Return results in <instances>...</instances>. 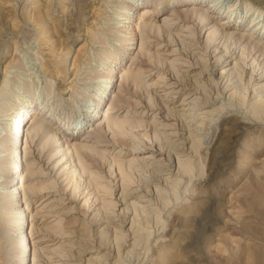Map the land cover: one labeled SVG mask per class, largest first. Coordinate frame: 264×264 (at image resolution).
Here are the masks:
<instances>
[{
    "label": "rangeland",
    "instance_id": "374dc122",
    "mask_svg": "<svg viewBox=\"0 0 264 264\" xmlns=\"http://www.w3.org/2000/svg\"><path fill=\"white\" fill-rule=\"evenodd\" d=\"M119 1L0 0V86L9 81L0 102L14 104L17 91L24 100L21 83H33L38 76L40 84L31 87L30 96L36 103L46 102L52 114L45 132L59 130L63 141L88 147L78 151L80 167L72 176L71 168L63 174L54 167L61 157L50 155L57 149L24 133L28 181L18 195L23 201L19 206H29L30 214L23 215L26 234L34 228L23 264H87V259L105 252L109 258L99 264H264V117L246 125L245 115L246 99L249 104L254 87L264 84V55L247 56L246 41L238 42L256 13L250 11L235 31L224 15L210 12L216 18H209L205 28L192 17L176 20L169 8L142 25L141 6L129 11L134 12L135 30L120 43L110 34ZM245 1L224 3L243 12ZM247 2L264 10V0ZM214 25L219 34L207 41ZM221 34L230 38L222 39ZM98 46L132 50L123 52L115 65L117 82L108 97L119 96L110 117L121 129L109 130L103 146L94 147L93 142L80 141L83 129L71 134L55 118L76 123L97 112L93 108L102 86L96 72L101 67L95 56ZM221 55L224 63H216ZM234 63L229 82L220 72ZM77 69L74 96L62 100L64 83ZM124 70L136 76L135 81L131 75L120 78ZM42 80L50 82L52 91L41 90ZM235 88H248L245 104L227 100ZM105 103L109 100L98 110L104 111ZM97 114L93 121L101 118ZM215 116L217 123L210 121ZM206 133L211 143L208 139L199 146ZM178 164H186L187 171ZM23 169L11 185L17 184ZM1 218L0 214V244L7 229ZM115 237L123 240L114 249ZM15 262L16 258L6 261L0 249V264Z\"/></svg>",
    "mask_w": 264,
    "mask_h": 264
},
{
    "label": "bare ground",
    "instance_id": "6f19581e",
    "mask_svg": "<svg viewBox=\"0 0 264 264\" xmlns=\"http://www.w3.org/2000/svg\"><path fill=\"white\" fill-rule=\"evenodd\" d=\"M225 1L226 0H208L207 2H206V0H169V1L168 0H120L118 2L120 4V7L118 8L117 13H116L117 17H115V19H114L116 22L114 21L115 23L112 24L113 27H111V30H110L111 33L110 34L113 35V38L115 40L118 39L117 42L122 43L123 38H125L124 36H126V34L128 35V34L133 33V31L135 30L134 21H133L134 19L131 18L133 16L134 12H131L129 14V11H131V10L135 11L136 9L140 8L141 6H144L141 9L142 14L139 17V21L141 19L140 24H142V25L145 24L144 22H145L146 18L152 17V16L156 17V15L159 12L165 11L169 8V12H170L169 15H172L176 20L182 19L184 22H187V19L192 17V18H194V21L196 20L197 22H199V24H203V27H205L207 25L206 21H208L209 18L214 20L217 16L224 15V20L226 22H228L229 24L231 23V26L233 27V30H235V31H236V29H239L242 26L243 20L246 19V16L250 13V11H252L254 14L256 13V16H253V17L250 16L251 19L249 18L248 24L246 25L247 29L242 30L241 35H239L238 42L240 40L246 41V45L243 47V50L246 51L247 56H251V55H254V54L259 53V52H260V55L263 56L264 55V46H263L264 45V19H260V16L264 13V10L260 9L258 7L252 6V4L248 3L246 0L244 2L245 7H244L243 12H236V10L233 9V5H229L228 3H224ZM236 1L237 0H232V2H236ZM167 2H169V3H167ZM164 3H167V6H164ZM145 5L148 7H145ZM210 12L213 15L215 14L216 17L214 18L212 16V14H210ZM105 24H107V23H105ZM103 27H104V25H103ZM105 30L107 31V29H105ZM99 32H100V29H99ZM108 32H109V30H108ZM261 33H262V38L258 39V36ZM104 34H106V33L104 32ZM218 34H219V29H218V27H216V25H214V29L212 31L211 36L208 37L206 40L207 41H213L214 37H216V35H218ZM131 37H132V34H131ZM221 37H222V39L224 38V39L228 40L230 38V35L229 34L228 35L221 34ZM90 39H91V37H90ZM130 40L131 39H128V41H130ZM92 41L93 40L91 39L90 42H92ZM109 42H110V44H112L111 41H109ZM128 45L130 46L131 43L129 42ZM114 46L116 47V46H121V45L118 44V45H114ZM124 47H125V49L123 50V52H129L130 50H132V48H127L126 46H124ZM98 48H100V50L95 51V54H96L95 56H97L99 58V63L101 64L102 68L100 67L96 72L99 74V78H101L100 84L102 86H101V89L99 90V93L97 95V103L95 104V106L93 108V110L97 109V112L95 114L90 115L87 121L84 120V121H79L76 123L75 122L74 123H68L59 117L55 118V121L58 123V125L65 128V130H67L71 134L79 132L83 129L80 141L81 142H83V141L93 142L94 147L103 146V145H101L102 144L101 142L104 140L103 138H106V134H107V132H109V130L121 129V123L114 120L112 118L113 116L110 117L111 114L114 113L115 104L119 101V96L115 95L116 93L115 94L113 93V96H111L112 97L111 99L110 98L108 99V97L111 95V93H112L111 90L115 87L114 84L117 82V80L114 79L115 65L124 56L123 52L118 51L117 49L113 48L112 46L111 47H109V46L108 47H103V46L99 47L98 46ZM93 49H94V47H93ZM105 50H108V51H105ZM243 53L244 52H242L241 55H243ZM223 57L224 56H222V55L220 57H218L216 59V63H219L221 61L223 62L224 61ZM131 58H132V56H131ZM129 62H130L129 65L132 66L135 61L132 58V59H130ZM230 63L231 62H229L228 64H230ZM38 65H39L38 67L41 71L42 67L40 66V64H38ZM236 66H237L236 63H234L233 66L229 67V69H227V70L225 68H222L220 75L225 74L224 77L227 78L226 80H228L230 82V76L232 74V71L234 70V67H236ZM38 67H37V69H38ZM75 68H76V66H75ZM77 68H78V66H77ZM87 68L88 67H86V69ZM78 69H80V68H78ZM78 69L74 70L72 77L66 83H64L65 87L63 88L62 92L60 93L61 95H63L65 97L62 100H70V98L72 96H74L73 92L75 89V84L77 83L76 80L78 77L76 78V75H77ZM18 71H20V70H18ZM23 71H25V70H23ZM100 72H102V73H100ZM127 72L128 71L124 70L122 72V74L120 75V78L126 79V78L130 77L131 74L128 75L129 72L128 73ZM68 73H70V71L69 72L67 71V74ZM242 73H243V70H240V73H239L240 77L242 76ZM95 76H97L96 73H95ZM131 76H132L133 81H135L136 76H134V75H131ZM240 77L238 76L239 81L241 80ZM251 79H252V77H249V81H251ZM33 80H34L33 83H29V82L21 83V89L23 91L22 93L25 94L24 100H21L20 98H18V91H17V92H14L16 94L12 96L15 99L14 104H10V106L7 105L8 106L7 107L4 102H0V110H2L0 113H6L5 115L2 114L3 116H0V125H1V130H2L0 133V214L2 215L1 221L3 222V227L7 228L6 233H5L6 237L3 241V243L1 240L0 249H2V248L4 249L6 261H11V260L16 258L17 262H15L14 264L25 263V262H23V260L28 255V254H26V247H28V251L31 250V246H32L31 240H33L32 229L34 228V225H32L30 228V231L28 232V235L26 236V230L27 229H26V227L24 228L23 215L24 214L25 215L30 214V212H28L29 206H28V203H26L25 209H21L19 206V204L23 201L20 200L21 196H18V195L20 193H24L25 188H26V182L28 181L27 173H26L27 166L29 164L28 160H27V155H28L27 154L28 153L27 152V144H26V142L22 141L24 133L29 132V134L31 135L32 138L37 137L36 142L38 144H42V146H47V145L51 144L52 147L57 149L56 152L50 156L58 155V157H61L57 161V163L54 165V167L58 166L57 168L63 169V174H66L67 170L69 168H71L72 176H75L78 174V167H80V162L78 161L79 159H77V161H76V158L78 156V151H82V150L84 151V150H86V148H88L85 145L86 143L85 144H81V143L78 144L76 142L70 143V141H67V140L63 141L64 137L61 134V132H59V130L52 131V133L45 132L46 126L50 125L48 119L52 116V114L47 113V110H46L47 105L45 104L46 102L44 103V102L39 101L38 103H36L35 99L30 96L31 87H33V85L40 84L38 76H35ZM96 82H99V80ZM8 86H9V81L3 80V82L0 86V99L2 101H3V99H5V94H6L5 90H7ZM229 86L230 85H227L226 87L228 88ZM50 87H51L50 82H48L47 80H42L41 90H43V92L46 90H47V92H49L48 90L50 89ZM247 89L248 88H246V91H245V89H243L244 91L240 92L239 90H236V88H235V90H233V92L228 96L227 100H229V98L236 99V101L238 103L245 104V96L247 98V95H248ZM50 91H52V90L50 89ZM84 93H85V91H84ZM253 95H254V98L249 104H248L247 99H246V110H247L246 114H245L246 115V125L256 123V122H254V123L252 122L253 118L260 120L264 117V84L260 83V84H258V86L256 88L254 87ZM202 97H203V95H202ZM106 100H109V103H107V104L105 103V105L103 106V108L106 107V109L104 111H103V109L98 110V107L100 106V104ZM192 102L196 103L197 99L196 98L192 99ZM208 102H209V100H208ZM221 105H223V104H221ZM222 107L220 106L218 108V110L220 109V112L223 111ZM228 108H229V106H228ZM30 112H31V115H30L29 119L26 120V116ZM97 113L98 114L101 113V118L93 121L94 118L96 117L95 115ZM215 117H216L215 119H211L210 121L216 122V120H218V116H215ZM97 122H99V123H97ZM102 122L104 124H106L104 127L99 126V125H101ZM26 125L28 126L27 128H26ZM207 134L208 133L204 134L202 136V138L198 140L199 146L201 145V143H203L202 141H205V143H206L208 141V139H209L208 144L211 143V141H210L211 138L210 137L208 138L206 136ZM206 137H207V140H203V139H206ZM192 145H194V142H192ZM21 147H22V149H21ZM89 155H91L90 152H89ZM146 156L147 157H145V158H150V156H148V154ZM49 158H51V157H49ZM142 165L145 166V164H142ZM183 165L180 166L178 164V168L183 169L184 171H187V169H188L187 165L186 164H183ZM21 167H24V169H23L24 171H23V173H21L19 175V177H18L19 181L17 180V184L15 183V184L11 185L12 184L11 182L14 179L15 173L18 172ZM119 168L122 169V167L120 165H119ZM79 176H81V174ZM102 188L106 189V187H102ZM125 196L126 195L123 193V197H125ZM86 199H88V197ZM46 200H43L41 202V204L43 202H45ZM140 217H142V216H140ZM132 222H133V219H132ZM23 228H24V231L22 230ZM122 240H123L122 238L115 237V243H114L115 245L113 244L114 245L113 248L115 249V246L119 247L121 245ZM116 250H118V248H116ZM118 253L119 252H117V256L119 258L120 254H118ZM126 255H127V253H126ZM108 258H109V253L105 252L104 254L96 255L93 259H91V258L87 259V264H99V262H104V261L108 260Z\"/></svg>",
    "mask_w": 264,
    "mask_h": 264
}]
</instances>
